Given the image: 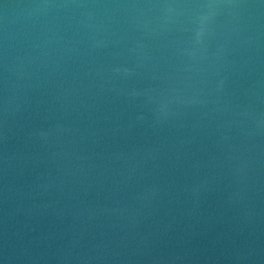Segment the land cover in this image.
<instances>
[{
	"label": "water",
	"instance_id": "obj_1",
	"mask_svg": "<svg viewBox=\"0 0 264 264\" xmlns=\"http://www.w3.org/2000/svg\"><path fill=\"white\" fill-rule=\"evenodd\" d=\"M0 264H264V0H0Z\"/></svg>",
	"mask_w": 264,
	"mask_h": 264
}]
</instances>
